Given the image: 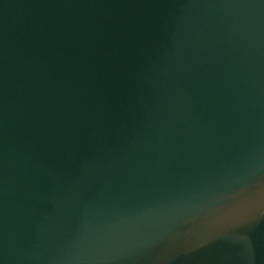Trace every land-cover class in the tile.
I'll use <instances>...</instances> for the list:
<instances>
[{
    "label": "water",
    "instance_id": "water-1",
    "mask_svg": "<svg viewBox=\"0 0 264 264\" xmlns=\"http://www.w3.org/2000/svg\"><path fill=\"white\" fill-rule=\"evenodd\" d=\"M0 264H264V0H0Z\"/></svg>",
    "mask_w": 264,
    "mask_h": 264
}]
</instances>
